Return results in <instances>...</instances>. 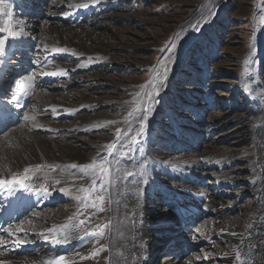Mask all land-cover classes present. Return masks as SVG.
<instances>
[{"label": "rangeland", "instance_id": "rangeland-1", "mask_svg": "<svg viewBox=\"0 0 264 264\" xmlns=\"http://www.w3.org/2000/svg\"><path fill=\"white\" fill-rule=\"evenodd\" d=\"M18 1L25 8H33V6L36 8V12L28 11L29 14L34 12L32 18L35 27L27 28L30 37L35 41L38 36L36 34L43 32L40 19L45 17L47 20L50 17L49 15H53L54 4L59 0ZM88 3L93 7L90 13H80L75 22H69L71 11L77 8L78 12V9ZM64 4L60 2L59 6L62 9L65 8V13L55 15L54 19L60 20L59 23L61 22V24L77 23L79 31L88 35L84 38L85 47H91V40L93 39L101 40L107 48V53L88 63L83 62V59H86L89 55L80 54L76 56L71 52L62 53V55L61 52L55 53L60 58H54V61H60L64 64V74L59 76L58 80H49L46 86H41L46 96L59 98L71 94L81 99L91 100L93 104H96L91 110L77 108L76 111H65L63 115L52 116L51 119L55 121V125L66 126L75 122V115L77 114L86 119L95 116L101 120L102 115L110 112L120 119L127 115V111H131L132 115L129 116V121H132L134 117L136 119H134L133 130L127 140L130 141L132 136H136L139 132L140 121L145 114L144 110L148 109L146 127L143 132L148 142L146 150L139 149L137 143L127 142L128 146H131L135 151L138 148L140 159L136 163L144 160V164L142 167H135L134 171L130 168V172L127 173H132L131 175L124 174L117 177V183L130 186L131 191H127L128 193L134 192L131 183L135 181L140 183L139 173L148 164L145 161L146 155L155 161L168 165L176 154L194 153L198 143H208L210 147L223 151L252 147L253 152L257 154L258 158L260 157V152H258L260 145L257 141L262 138L261 124L264 123L261 118V100H257V96L248 91L243 77L246 76L244 68L246 58L244 56L250 50L249 45L254 40L255 53L258 58L256 61L254 60L256 62L255 73L259 80L258 86L262 87L264 91V28L262 29L260 24L257 23L259 19V17L257 19V14L262 10L263 14L259 20L263 21L264 25V8L262 9L264 0H91L87 3L83 2L79 7H76L77 5L65 6ZM18 9L20 10L19 7ZM49 23L53 24L55 22L52 20ZM32 29L35 30V35L31 32ZM117 40L131 45L127 47H121L119 44L116 47L109 46ZM39 42L40 39L36 40L34 46L36 47ZM173 43L176 44V47L171 50V53L167 50L161 51L170 48ZM32 47V45H27L25 48L30 52L28 58L31 55L33 56ZM10 53L7 54L9 60L13 58L15 51ZM164 60L168 61V71L163 85L159 89L148 87L155 76L154 69L163 72V65L158 62ZM28 69L32 73V77L37 79L40 77L36 64L29 66ZM6 79H8L7 76H5ZM92 80H95V82H91ZM114 83L119 87L117 90L111 89ZM141 85L145 87L141 88ZM145 92H151L154 100H148L143 95L137 98L138 93L143 94ZM5 95L7 94L5 93ZM113 97H120L125 103L122 106H113L111 111L108 110L109 106H105L103 101ZM100 99L102 100L100 101ZM29 100L27 103H30ZM108 122L80 128V130H76L74 135L71 133L61 135L59 132L54 134L51 131L42 133H49L48 135H52L55 141L58 140L57 142L63 145L72 143L71 145L77 148L81 155L89 156L93 155L96 149V146L92 144L100 143V145H103L105 141L108 143L112 139L116 141L114 139L116 136L109 139L107 131L113 125V128H117L118 123L117 121L115 123ZM195 137L198 138L199 142L194 143L191 140ZM232 140L235 141L231 143ZM122 141L126 142V139L122 138ZM119 149L120 147H118V151L113 149L117 158L115 164L110 162L111 173L112 167L115 165L120 168V164L127 166L132 163L129 157L125 158V153L122 154L123 156L121 155L120 151L122 149ZM62 155L66 157L68 163H76L73 161L76 160L74 156L68 155L66 152H63ZM165 160L167 161L165 162ZM252 161L253 158L248 160L245 158L236 159L235 157L232 162L220 170L228 174L232 172L235 175L243 176L247 172H251V170L248 171V163ZM209 162L206 159L205 161L202 160L200 167L197 169L209 173L221 167V165L214 162ZM86 163L83 162L81 156L78 161L79 166ZM85 175L82 176L83 178L69 180L67 185H63L65 191L60 194V197H57L58 201L56 200L55 204L45 206V203H42L41 206L44 205L49 209L53 208L55 215L62 216L65 212L64 206L68 203L71 207L70 213L74 217V224L78 225L80 220H85L84 224L77 227L87 234L88 244L82 250L84 251L82 260L89 261L90 264H104L108 260L109 240L113 228L111 208L113 199H109L110 192L106 190V184L109 183L104 185L103 192L100 191V185L97 183V190L92 196L93 198L95 195L104 196L105 202L102 205L104 210L83 207L84 201H78L75 197L84 195L80 191L82 187H90L93 180L99 181L100 179L98 176ZM156 175L159 178L165 177L168 182L173 179L176 181L181 180L160 171H157ZM205 177H203L202 185L206 186L210 176ZM234 185L230 190L225 186H220V192L215 191L213 196L216 194L215 200L218 199L231 205L224 208V216L240 220L244 214L237 207L246 208L254 204L255 196L249 181L237 180L234 181ZM193 186L194 190L201 187L197 183ZM213 187L215 186L208 185L207 190L213 191ZM156 189L160 190L159 188ZM162 200L163 198L161 199L163 203L164 200ZM185 201L187 202V200ZM50 202L53 203L54 200ZM203 202V204H206V200ZM146 203L152 204L149 199ZM177 204L174 203L176 209L182 206V204ZM160 205L158 208H164V205L170 207L169 203ZM184 206L189 207V205ZM147 215V224L151 227L149 239L157 246V249L163 247L162 250L157 251L154 264H178V262L180 264H192V262H195L194 264H221L218 262L214 250L208 247L209 244H204L206 240L194 231L192 232L193 237L204 244L202 248H190V252L180 257H177V254L172 255V252H168L167 247L164 246H168L174 241L176 234L180 231L176 229L175 233L171 234L168 230L174 228L169 227L167 229L166 227L165 230L162 229L163 221L157 220L161 216L160 214L147 212ZM211 216L206 213L203 216L205 217L204 220L199 222H208ZM163 217H168V215L166 214ZM98 225H108L103 236L89 235L88 233L97 231ZM170 231L173 232V230ZM218 241L222 246L226 245L223 239L219 238ZM178 243L176 252L180 253L183 241L181 240ZM99 249L102 250L97 255H91ZM202 250L207 252L208 255L210 254L207 262L203 263L199 259L193 261L195 257L200 258ZM166 253H170V255L167 259H164L163 255ZM174 259L177 262H173Z\"/></svg>", "mask_w": 264, "mask_h": 264}, {"label": "bare ground", "instance_id": "bare-ground-1", "mask_svg": "<svg viewBox=\"0 0 264 264\" xmlns=\"http://www.w3.org/2000/svg\"><path fill=\"white\" fill-rule=\"evenodd\" d=\"M88 1L91 0L56 1L54 4V14L49 15L50 17L47 20L45 17L40 19L43 32L41 34H36L38 36L35 38V41L40 39V42L37 43L35 47V41L30 37L27 28L30 29L32 26L33 28L35 27L32 18L34 12L29 14L28 11L32 10L36 12V8H34V6L33 8H25L21 4L18 5V7H20L19 10L16 6L18 0H3V18L7 19L10 11L11 18L16 25V30L23 28L24 35L16 39L10 38L7 45V54L12 51H15V53H13V58L0 65V76H2L1 74L3 71H6L7 74L5 76H7V78L15 77L8 82L9 84L4 90L7 94L6 101L0 99V130L4 128V131L0 132V178H11L13 174L23 176L24 169L28 168L30 179L27 183H29L34 190L23 191L17 186L16 189H18L19 192L17 197H12L8 192L0 190V213H19L21 210L27 209L25 216L17 223L4 226V228L11 226L13 231H16L17 226L22 227L23 231L18 232L16 237L8 236L7 232L3 231L4 228L0 230V238L6 241V243L0 245V261L16 264H48L49 261L64 257L66 261H68V264H90L91 262L89 263V261L82 260V258H84V251L82 250H84L88 244L87 234L80 228L72 227V225L75 224L73 214L70 213V205L68 203L65 204V212L62 216L55 215L53 213V208L49 209L45 206L55 204L57 199L56 196L62 193L60 189H63V185H67L69 180H76L85 175L81 172L78 164L81 156L83 162H87L86 164L91 162L94 158L104 156L108 157L111 164H115L117 157L114 154V150L120 147L119 150L122 149L120 151L121 155L125 153V158L129 157L132 163H129L127 166L120 164V168L116 165L112 167L113 174L110 177L111 181L109 184H106V190L110 192L109 199H113V201H111L113 228L111 229L112 232L109 240L108 260L104 264L155 263L156 253L162 250L163 247L157 249V246L149 239L151 236V227L147 224V212L161 215L157 220L163 221L162 229L165 230L166 227L167 229L169 227L174 228L170 229L173 230V232L168 230L171 234L175 233V227L180 231V233L176 234L174 241L168 244V246H164L167 247L166 250H168V252L177 254L178 242L184 239V243L187 244L188 249H196L197 247L202 248L204 244H209L208 247L214 250V254L221 264H264V123L261 124L262 127L259 125L262 128V130L259 129L261 130L262 138L260 141L257 139V143L260 145V150L258 151L260 152L259 158L257 154L253 152L252 147L223 151L210 147L208 143H198L195 151L196 153L176 154L172 160L168 159L171 161L168 165L155 161L146 155L145 161H147L148 164L144 169L141 168L142 170L139 173L140 183L131 180L133 182L131 183L134 190V192H132L133 194L127 192L129 190L131 191L129 185L117 183L118 176H123L130 168L134 171L135 167H142L144 164V160L136 163L137 160L140 159L138 157V148L135 151V149L131 146L129 147L127 144V142L132 141L130 139V141L127 140L133 130L134 119H136V117H134L132 121H129L130 118L128 114L131 111H127V115L120 119L117 118V115L110 112L107 114L102 113L104 115H102L101 120L95 116L86 119L77 114L75 115L76 120L73 123L67 124L66 126L54 124L55 121L51 119L52 116L63 115L65 111H76L77 108L91 110L96 104H93L91 100L85 98L81 99L71 94L63 95L59 98H50L46 96L41 88L42 82H45L43 78H56L58 75H51L50 73L63 70L64 64L60 61H54L55 53L71 52L76 56L80 54L89 55L86 59H83L85 63L100 58L101 55L107 53V48L103 41H98L93 38H91L93 39L91 40L92 46L86 48L84 45V38L88 35L79 31L77 23L61 24V22L59 23L60 20L54 19L55 15H61L65 10L64 7V9L60 8V2L65 3V6L77 5L76 7H79L83 2L87 3ZM263 8L264 7H262V9ZM262 14V10L259 11L257 19L258 17L260 19ZM259 19L257 23L260 24L263 29V21ZM52 20L55 23L50 24L49 22ZM34 31V29L31 30L35 35ZM117 44L121 45V47L131 45L117 40L109 46L116 47ZM27 45L33 46L31 48L33 56L31 55L29 58L30 52L25 49ZM57 48L65 49V51H53V49ZM255 49L256 48L252 51H247L244 56L246 58L244 62L246 76L243 77V81L247 85L248 91L256 95L257 100H261V118L264 121V91L262 87L258 86L259 80L255 73L256 62H254V60L256 61V59H258ZM35 64L38 66V71L40 72V77L38 79L32 77V73L28 69L29 66H34ZM28 77H32V87L29 89V95H27L28 100L30 99V103L22 105L20 101L17 103L14 100L16 83L17 81H26ZM91 82H95V80ZM118 88L119 87L115 83L113 87H111L112 90H117ZM0 91H2L1 86ZM101 100L102 99H100V101ZM103 103L105 106H109L108 110L112 111L113 106H122L125 101L121 100L120 97H113L105 99ZM53 109H55V111H53ZM26 115L30 117L28 121L24 119ZM33 116L35 117L34 120L31 119ZM126 120L127 123H125ZM108 121H117L118 123L117 128H113L114 125L108 128L107 133H109V139L116 136V129L122 130L120 138L117 139V137H115L114 139H116V141L112 139L108 143L105 141L103 145H100V143L92 144L96 146V149L93 152L94 154L89 156L84 154L81 155L78 149L71 145L72 143L63 145L57 142V139V141H55L52 135H48L49 133H42L51 131L54 134L59 132L61 135L68 133L74 135L76 130H80V128L92 127L101 122L107 123ZM121 137L125 138L126 142H123ZM191 140L194 143L199 142L197 137ZM235 140H232L231 143ZM113 142L116 143L117 147L111 151L106 149L105 146ZM137 144L139 149L146 150L148 142L146 141L144 133L138 137ZM51 147L53 148L50 149ZM104 147L105 149H103ZM63 152L74 156L76 160L73 161L76 163H68L66 157L62 155ZM235 157L236 159L245 158L248 160L253 158V161L248 163V171L251 170V172H247V174L240 176L232 172L230 174L225 173V171L219 168L209 173L208 171L202 172V170L197 169L200 167L201 161H205V159L217 165H227L232 162V159ZM166 161L167 160H165V162ZM72 165H77V167L73 168ZM49 166H54V168ZM157 171L168 173L172 175V177L181 180L176 181L173 179L168 182L165 177L159 178L156 175ZM205 176H210L208 178V183H216V186L213 187V191L207 190L208 184L206 186L202 185V180ZM237 180H242L243 182L249 181L255 196L254 204L246 208L237 207L244 214L240 220L234 217L227 218L224 216V208L231 205L218 199L215 200L216 194L213 196L215 191H218L217 188L220 183H223L221 186H225L230 190L235 186L234 181L236 182ZM57 181H59V183H57ZM195 183L201 186L196 189L198 191L194 190L195 188L193 185ZM42 186L48 189L47 194L37 191ZM23 194L27 195L24 200L21 198ZM18 198L20 201H18L17 204L21 203L23 208L14 207V203ZM162 198L164 200H162L163 203H169L170 207L164 205V208H158L160 204L163 205L161 202ZM147 199L152 203L151 205L146 203ZM185 199L190 200L191 203H189V207H183L187 203ZM51 200H54V202L51 203ZM204 200H206V204H201ZM42 203H45V206H41ZM174 203H178L177 205L182 204L181 208L175 209ZM233 207L235 208V205ZM200 212H205L204 214L207 213L210 214V216L212 215L209 217L211 219L208 222L203 221L202 223L198 221L196 226L193 224L188 226L193 218L196 221L203 217L204 214L197 218ZM166 214L168 217H163ZM69 218L72 219L69 220ZM182 223L184 227L181 226ZM65 225L68 227L66 229L62 228V226ZM179 227H181L184 232H182ZM49 229L53 231L49 232ZM197 229H200V231H197ZM193 231L206 240V243L203 244L200 240H196L193 237ZM233 233H235V235H233ZM57 234L62 241L60 243H52L51 239L44 238V236L51 237ZM17 238L29 241V243L17 245L13 242ZM219 238L221 240L223 239L226 245L222 246L218 241ZM237 253H239V258H237ZM168 255H170V253L164 254L163 258L167 259L169 257ZM205 256H207V259H205ZM209 256L210 254L208 255L207 252L202 250L200 252V258L195 257V259H192L193 261L199 259L201 262L206 263ZM173 262H177L176 259H174ZM194 263L195 262H192V264ZM178 264L180 263L178 262Z\"/></svg>", "mask_w": 264, "mask_h": 264}, {"label": "snow or ice", "instance_id": "snow-or-ice-1", "mask_svg": "<svg viewBox=\"0 0 264 264\" xmlns=\"http://www.w3.org/2000/svg\"><path fill=\"white\" fill-rule=\"evenodd\" d=\"M86 6V5H85ZM4 8H3V0H0V65L6 63V60L4 59V57L7 56V45L8 42L11 39H16L18 37H22L24 35L23 33V28H20V30H16V25L14 24L12 18H11V12L9 11L8 13V18L4 19ZM176 47V44L173 43L171 45L170 48L168 49H162L161 51H169V53H171V50L174 49ZM250 47V51L254 50L255 48V42L253 40L252 43H250L249 45ZM53 51H65V49H53ZM159 64L163 65V72L160 71H155V76L153 77V79L150 81L148 87L153 88V89H159L166 78V73L168 71L167 68V60L164 61H160L158 62ZM51 75H61L64 74L63 70L59 71V72H52L50 73ZM32 81V77H28L26 78V81H17L16 83V93L14 94V100L18 103L19 99L21 96H27L29 95V89L32 87L31 84ZM141 88H144V85L140 86ZM141 95L146 96L148 100H154V96L151 92H145L143 94L138 93L137 94V98H139ZM53 111H55V109H53ZM148 109H145L144 112V116L143 119L140 121V128H139V132H137L136 136L132 137V141L131 143L135 144L138 141V137L140 135L143 134L145 127H146V120H147V113ZM132 113H129V116H131ZM25 121H28L30 119L29 116H25L24 117ZM32 120L35 119V117H31ZM109 123H115V122H109ZM125 123H127V120L125 121ZM38 126V125H36ZM122 134V130L121 129H116V137L117 139L120 138ZM106 149H108L109 151H111L112 149L116 148V143H110L108 145L105 146ZM40 167V166H37ZM54 168V166H49ZM73 168L77 167V165H72ZM81 169V172L83 174H90L91 176L95 177L98 176L100 179L99 181L93 180L92 184L90 187H82L80 189L81 192L84 193V195L82 196H76L75 199L78 201H84L83 207L87 208V207H91V208H98L100 211H103V207L102 205L105 202L104 196L103 195H95L94 198L92 196L93 193L96 192V186L97 183H99L100 185V191L103 192L104 191V185L106 183H110V177L112 175L111 173V166H110V161L108 159L107 156L104 157H97L94 158L91 162H89L88 164L85 165H80L79 166ZM29 173V169L25 168L24 169V175L20 176L17 174H13L11 178H0V190H4L6 192H8L9 194H14L16 187L19 186L20 189H22L23 191H33L34 189L31 188V186L29 185V183H27V181L30 179V176L28 175ZM125 175H131V173H125ZM80 178H83L82 176ZM57 183H59V181H57ZM37 191H41L44 192L45 194H47L48 189L45 187H41L39 190ZM61 192H64L65 189H60ZM72 218H69V220H71ZM85 223V220H80L78 225H72V227H78L79 225H82ZM68 226H62V228L66 229ZM108 227V225H98L97 226V231L95 232H90L88 233L89 235L92 236H103L104 234V230ZM4 232H7L8 236L10 237H16L17 233L20 231H23V228L20 226H17L16 231H13L11 226H9L8 228H4L3 229ZM52 229H49V232H52ZM197 231H200V229H197ZM43 235V234H41ZM233 235H235V233H233ZM45 239H51L52 243H60L62 242L61 239L59 238V235H53L51 237L48 236H44ZM15 244L20 245V244H24V243H29V241L26 240H22V239H15L13 241ZM4 243H6L5 239L0 238V245H3ZM102 249H99L95 252H93L91 255H97L99 253V251H101ZM237 258H239V253H237ZM205 259H207V256H205ZM0 264H5L4 261H0ZM48 264H68V261H66V259L64 257H59L54 261H49Z\"/></svg>", "mask_w": 264, "mask_h": 264}]
</instances>
